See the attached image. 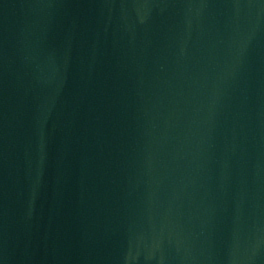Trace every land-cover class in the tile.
<instances>
[{"label":"water","instance_id":"1","mask_svg":"<svg viewBox=\"0 0 264 264\" xmlns=\"http://www.w3.org/2000/svg\"><path fill=\"white\" fill-rule=\"evenodd\" d=\"M83 264H264V0H122Z\"/></svg>","mask_w":264,"mask_h":264}]
</instances>
